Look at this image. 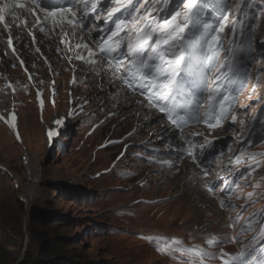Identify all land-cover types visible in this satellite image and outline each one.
<instances>
[{
  "label": "rangeland",
  "instance_id": "1",
  "mask_svg": "<svg viewBox=\"0 0 264 264\" xmlns=\"http://www.w3.org/2000/svg\"><path fill=\"white\" fill-rule=\"evenodd\" d=\"M256 2L255 10H258V14L260 11L258 35L261 36L264 33V0ZM46 50L47 59L56 69L55 74L59 73L56 77L60 90L58 108L49 107L43 114L45 123H41L29 101V91L26 89L16 94L26 102L24 107L19 108V116L27 143L22 142L28 152L23 151L0 128V163L6 165L11 173L9 176L0 170V260H4L5 264H28L30 259H40L44 247L52 240H57L64 243L61 255L73 260L71 264H174L153 248L151 239L154 236L166 234L184 239L189 244H203L210 231L217 233L220 238L228 239L227 243L217 247V256L235 252L227 216L218 211L215 200L201 189L194 172L193 179L185 182L181 169L179 173L181 170L182 174L170 175L161 168L135 165L134 170L139 169L149 181L146 188L138 189L135 187L136 180L127 183L115 174L91 179L96 173L107 169L121 150V147L109 148L108 151L100 152L98 160L93 162L91 153L102 142L104 133L88 141L87 146L80 151L77 149L82 145V139H76L75 136L68 141L71 150L67 153L60 154L48 149L45 126L50 127L55 115L64 114L70 68L53 54L51 46L43 47V51ZM22 58L29 70L38 71L41 79L47 80L46 69L33 55L23 53ZM9 62L10 59H3L0 72L5 68L4 72L13 79L21 78L16 67H9ZM260 63L262 61L257 60L256 66ZM97 75L104 80L103 75ZM89 76V72L82 74L83 79ZM98 76L95 84L101 81ZM259 77L258 80L262 79L259 91L264 92V76ZM85 81L87 84L77 90V95L89 98L97 96L95 93L89 95L93 79L87 78ZM110 82L106 81L108 90L112 91ZM95 88L98 90L97 85ZM120 99H124L122 95ZM7 103L8 99L4 98V111L7 110ZM128 107L132 106L122 104L119 110L127 112L124 115L133 119L131 122L137 121ZM124 115L113 118L109 123V127L117 134L115 137L122 138L134 131L140 137L150 138L148 127H143L142 132L133 129L134 123L130 124ZM149 115L145 113V116ZM150 121L152 126L159 124L153 117ZM138 122L141 124V119ZM160 129L154 133L153 144H157ZM20 137L23 139L21 133ZM27 153L30 155L27 162L32 159L31 168L25 160ZM39 178L44 180V184L39 192V204L32 210L27 201L35 193L34 180ZM132 186L135 187L133 190ZM117 187L123 190H116ZM182 193L183 197L172 199V196ZM142 196L165 200L155 207H129ZM197 225L204 226V230H196Z\"/></svg>",
  "mask_w": 264,
  "mask_h": 264
},
{
  "label": "snow or ice",
  "instance_id": "2",
  "mask_svg": "<svg viewBox=\"0 0 264 264\" xmlns=\"http://www.w3.org/2000/svg\"><path fill=\"white\" fill-rule=\"evenodd\" d=\"M31 4L35 5V8L32 7H26V5L24 3H20V0H16L15 4L9 3L7 2V0H5L4 3L0 4V25H2V27L4 29H9L10 25L8 23L5 22V15L6 14H10L13 17H15V12L13 11L14 8H21V9H25L26 12L29 15H32L35 17V23L34 26H38L41 23V19L40 17L36 14V10H39L40 12L44 13V20L46 21L49 17L53 18V24H63L64 22V16L62 15L65 12L71 13L72 17L74 18L76 13L73 11L71 6H64V7H51V8H46L43 5V0H30ZM87 2H90V0H87ZM87 2H86V6H87ZM115 3L117 5H119L120 0H115ZM193 4V0H187V6L189 9H191V6ZM94 7V5H93ZM119 11V8H114L112 9V12H116ZM111 15V13H110ZM181 12L177 11L172 17L171 19H165L163 21V25L161 26V29H167L168 31L165 33L166 37L169 38H176L175 34H178L180 32H183L184 29L181 26L180 22H177L178 18L181 17ZM59 16V21H57L56 17ZM16 19H18V17H16ZM222 19L227 20L228 17L225 15L222 17ZM188 20V13L185 12L183 13V21L187 22ZM25 23H27L25 21ZM68 24H76V27H80L79 22L74 21V19H68L67 20ZM224 24H219V28H223ZM39 30L41 32L44 31L43 27H40ZM119 31V30H118ZM153 32H155V29H152ZM215 31V30H214ZM29 35H32L31 32L28 33ZM65 35H69V33H65ZM70 35H72L73 37L75 36V30H73ZM117 32H113L111 36H109L107 38V40L103 43V46H99V54H102L103 57H107V63L109 65V68L115 67V71L112 72L113 77H117L119 78L124 84L127 85V87L129 89H131L133 92H139L140 95L145 96L146 98H148V107H152V108H159V110L161 112H168L169 114H171V112L174 110V107L176 105V103L178 101H180V97L179 95L173 93L170 89L166 92L164 90L161 89L160 86H156L153 87V83H149V78H152L153 81L155 80V77H153V74L151 71H146L145 69H147V64L145 62V60L143 59V55H144V43L142 40L138 41L137 43L133 44L131 41H129L127 48L130 52L133 53V56L136 57H140L138 62H129V66L124 67V62L118 58H116L115 56H113V51L114 50H119L120 48V44L119 43H113V44H109L108 41L112 40V37L116 36ZM33 39H35V37L33 36ZM217 41V36L216 35H212L208 38H205L204 43L208 45L209 48H211L213 46V44ZM62 43H64L65 41H61ZM167 42V41H166ZM13 41H12V37L11 35H9L8 38V46L12 47ZM81 47L80 44L76 45V48L79 49ZM84 48H88V45L85 44L83 46ZM12 51L15 52V48L12 47ZM37 51H39V49H37ZM88 55L89 57H92L94 55H97V53H94L91 49H89L88 51ZM76 59H80L83 60L86 63H90L92 65H96L97 64V60L95 59H90V60H85V57L83 55H77L75 57ZM125 59H128L127 57H125ZM21 66L23 67V61H20ZM15 66V65H14ZM123 67V71L121 72V68ZM25 71H27L25 69ZM119 73V75H118ZM219 78V77H217ZM29 79H31V76H29ZM8 87L11 88L12 85L11 83L8 84ZM169 86L168 85H164V88L167 89ZM39 96V92L37 93ZM175 96V98H173ZM208 99L211 101L213 99V97L210 95L208 97ZM5 118L0 116V120H4ZM15 114L13 113L11 116V123H9V127L15 129ZM233 120H235V117H233ZM56 123L59 124L61 123L60 120H56ZM209 128L215 127L216 124L214 123H208L207 125ZM49 137L51 138L52 136L56 135L55 132L53 131H49L48 133ZM17 139H19V135L17 134ZM188 155L191 156L193 158V161L195 162V156L193 155V153L189 150L188 151ZM205 175H207V173H205ZM212 188H208V191H212ZM233 225H229V227H232ZM174 243L176 245H180L181 242L179 240H175ZM181 251H188V252H193L195 251L194 249H188L185 250L183 248H181ZM200 255H208L207 253H200ZM227 255V254H225ZM233 259H239V258H233ZM223 264H229V261L225 260L223 262Z\"/></svg>",
  "mask_w": 264,
  "mask_h": 264
},
{
  "label": "bare ground",
  "instance_id": "3",
  "mask_svg": "<svg viewBox=\"0 0 264 264\" xmlns=\"http://www.w3.org/2000/svg\"><path fill=\"white\" fill-rule=\"evenodd\" d=\"M57 29L53 30V33L56 34V39L55 40H53V39H51V40L50 39H45L46 36H47L46 34L35 35V42H34L33 45H31L28 42L27 39H25L24 37L21 36V34L19 33L20 32L19 28H16L15 30L17 32L12 31V36L14 37L13 44H14L15 47H18V49H19L20 46H23V44H26L27 47L29 48L30 52L32 51L33 53L35 51H37V49H39L40 51L41 50L43 51V47L46 48L48 46H51L52 49L58 50V52H60V53H62L63 51H65V50H67L69 48L70 49V53H69L70 57L71 58L73 57L74 61H75V59H76L75 57L77 55H83L85 57V60H90V59L97 60V64L96 65H92L90 63H86L83 60H80L77 63H79V65H78L79 67H82V66L85 65V67L89 68V70L92 73L101 74V75H103L104 80H107V78L109 76L108 75L109 73H105V72H107V70L105 69L106 63H104V62L100 63L98 58H95L94 56L89 57L88 51L91 48L90 47H88V48H84L83 47L85 44L88 45V40L92 38L93 31H89V32L84 33V32H81V31L77 30L75 32V36L73 37L72 35H70V33L73 31V29L68 30L67 33H69V35H65L64 30H61L60 28H57ZM3 38H4V36H1V39H3ZM67 38H69L71 40L70 44L66 43ZM62 40L65 41V42L62 43L61 42ZM77 44L81 45V47L79 49L76 48ZM44 52H45L44 54H46L47 50L44 51ZM46 55H48V53ZM110 87H111L112 91H115V90L118 89L117 85L115 83H113L112 81L110 82ZM114 94H116V93H114ZM120 94L123 96L124 99H120L119 101H121V102L123 101V105H129L130 104L132 106V107H128L127 108V109H129V108L131 109V114L134 113L133 115L137 116V113H144L145 112L148 115H149V113H151V111L149 110L147 105H145L144 103H141L138 99H137V101H128V99H129L128 95L123 94L122 91H121ZM116 95H119V94H116ZM125 99H127L128 103H126L127 101ZM49 128L50 129L53 128V123H52V125ZM17 129L19 130L18 123H17ZM168 130H169L168 126L164 125V126L161 127V129H160V131L158 132V135H157L158 139H156L157 144H162L163 143L162 140H164L165 138H167L168 136L171 135V133H168ZM164 133H166V135H164ZM21 141H23V139H21ZM47 143L49 144L48 141H47ZM27 152H28V148H27ZM31 167H32V159H31L30 168ZM176 171H177V169H174L172 172L174 173ZM183 171H184L183 172V176H182L183 177L182 178L183 181H185V182L191 181L193 179V175H192V170H191L190 166L186 165L184 167ZM43 184H44V180L42 178L34 180L35 193L29 199V201H27L32 206V210L36 209L38 204H39V201H40L39 192L41 191V188H42Z\"/></svg>",
  "mask_w": 264,
  "mask_h": 264
},
{
  "label": "trees",
  "instance_id": "4",
  "mask_svg": "<svg viewBox=\"0 0 264 264\" xmlns=\"http://www.w3.org/2000/svg\"><path fill=\"white\" fill-rule=\"evenodd\" d=\"M64 243L52 240L48 245H46L42 251V256L40 259L28 261V264H71L74 261L70 259H66L61 255L62 248ZM31 250V248H30ZM28 250V253L30 252ZM27 253V254H28ZM46 258V259H43ZM0 264H5L4 260H0ZM13 264V263H11Z\"/></svg>",
  "mask_w": 264,
  "mask_h": 264
},
{
  "label": "clouds",
  "instance_id": "5",
  "mask_svg": "<svg viewBox=\"0 0 264 264\" xmlns=\"http://www.w3.org/2000/svg\"><path fill=\"white\" fill-rule=\"evenodd\" d=\"M0 106H1V103H0ZM12 138V137H11ZM12 140H13V138H12ZM27 157H30L29 156V154H27ZM26 157V158H27ZM26 160V159H25ZM30 161H31V159H30ZM0 165H4V164H2V163H0ZM4 167H6V169L8 170V172L10 173V171H9V168L6 166V165H4ZM1 170V169H0ZM2 171V170H1ZM3 172V171H2ZM5 173V172H4ZM7 173V172H6ZM8 174V173H7ZM11 175V173L9 174V176Z\"/></svg>",
  "mask_w": 264,
  "mask_h": 264
}]
</instances>
